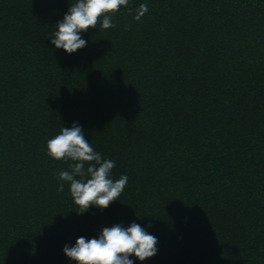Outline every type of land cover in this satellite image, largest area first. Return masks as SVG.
I'll return each instance as SVG.
<instances>
[{
	"label": "trees",
	"instance_id": "trees-1",
	"mask_svg": "<svg viewBox=\"0 0 264 264\" xmlns=\"http://www.w3.org/2000/svg\"><path fill=\"white\" fill-rule=\"evenodd\" d=\"M71 2L0 0V264H77L66 244L133 221L158 238L134 264H264V0H129L68 54ZM74 123L129 177L106 209L58 191Z\"/></svg>",
	"mask_w": 264,
	"mask_h": 264
},
{
	"label": "clouds",
	"instance_id": "clouds-1",
	"mask_svg": "<svg viewBox=\"0 0 264 264\" xmlns=\"http://www.w3.org/2000/svg\"><path fill=\"white\" fill-rule=\"evenodd\" d=\"M129 0H75L56 23L57 30L51 38L56 48L64 49L68 54L87 46L82 33L89 28L110 29L116 27L112 15L119 12L121 6L127 7ZM148 6L141 4L136 9L134 19L139 21L147 12ZM131 14V10H129ZM47 153L56 160L69 163L70 171L60 170L58 191L64 190V183L70 184V193L74 203L79 206L77 213H85L95 205L103 210L119 199L129 177L124 174L119 179L112 178L115 162L104 159L85 139L82 127L74 123L71 128L63 127L60 133L47 141ZM79 177V179L77 178ZM152 225L149 224L148 227ZM158 238L150 234L140 224L132 222L130 226L114 224L104 227L99 237L88 239L79 237L74 246L65 245L64 253L77 264H134L129 257L135 255L144 261L157 254Z\"/></svg>",
	"mask_w": 264,
	"mask_h": 264
}]
</instances>
